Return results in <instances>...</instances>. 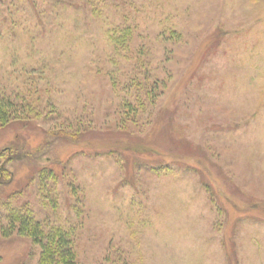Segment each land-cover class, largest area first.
Here are the masks:
<instances>
[{"label":"rangeland","instance_id":"374dc122","mask_svg":"<svg viewBox=\"0 0 264 264\" xmlns=\"http://www.w3.org/2000/svg\"><path fill=\"white\" fill-rule=\"evenodd\" d=\"M111 24L140 59L111 60ZM0 78L41 100L0 128V212L75 225L76 264H264V0H0ZM39 254L0 237V264Z\"/></svg>","mask_w":264,"mask_h":264},{"label":"trees","instance_id":"16d2710c","mask_svg":"<svg viewBox=\"0 0 264 264\" xmlns=\"http://www.w3.org/2000/svg\"><path fill=\"white\" fill-rule=\"evenodd\" d=\"M105 34L107 46L112 54L111 60L115 61L116 64L118 59L116 57L123 58V60L125 58L129 60L132 57L140 59V56L144 54L143 46H139L137 50L132 44L134 28L131 25L111 24L108 26ZM108 71L110 70L108 69ZM112 77V86L117 88V80L113 75ZM161 84L163 83H158V81H152L150 83L146 80V84L142 88L136 76H133L129 85H125L124 89L128 90L136 86L138 91L140 88L144 89L145 97L153 104L155 103L154 100L162 94ZM137 95L140 96V94ZM137 95L135 96V103L129 99L123 101L121 108L126 113V116H130L136 109L144 107L143 102L139 100ZM40 101L39 96L33 95V89L27 90V92L23 90L18 91L7 84L4 79L0 78V128L9 125L13 120L27 121L31 117L41 115V112H38L36 109V107L38 108L41 105ZM134 104L136 106H133ZM48 116L49 113H47ZM64 123H67L66 119ZM122 125H124V122H120V126ZM73 134L69 133L64 135H69L73 138ZM76 135L78 134L76 133ZM16 150L14 147H5L3 150H0V184L2 185L10 184L13 180L14 172L9 166V163L21 157V154H18ZM160 169L165 170L167 168L161 167ZM41 174L42 178L46 177L43 171ZM51 174L53 176L52 172L49 175ZM42 178L40 188L42 190V200L46 206H50L49 203H54L55 200L50 198L51 201L47 204L49 196L46 191L50 189L46 187ZM9 199L10 196L3 203L5 210L3 213L0 212V237L8 238L14 234H18L22 237L31 238L33 243L40 248L37 264H76L75 225L68 222L46 223L45 221H40L33 211L28 209L25 203L17 208L12 205Z\"/></svg>","mask_w":264,"mask_h":264}]
</instances>
